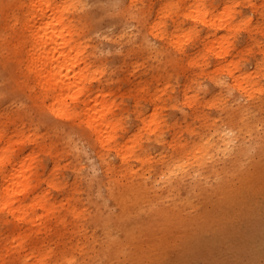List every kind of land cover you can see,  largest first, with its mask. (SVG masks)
I'll use <instances>...</instances> for the list:
<instances>
[{
	"label": "rangeland",
	"instance_id": "1",
	"mask_svg": "<svg viewBox=\"0 0 264 264\" xmlns=\"http://www.w3.org/2000/svg\"><path fill=\"white\" fill-rule=\"evenodd\" d=\"M62 1L70 6L64 15L74 34L87 47V75L94 78V86L101 82L114 103L119 118L116 141L140 133L139 118L149 119L153 114L158 122L155 132L143 131L138 142L137 153L141 149L149 163L141 164L137 156L128 159L127 166L138 173L136 179L144 173L153 180L164 165L161 162L171 155L168 146L176 141L179 147L197 140L199 133H209L207 127H201L204 122L214 120L219 128L224 127L221 109L228 96L214 87L211 78L231 83L222 72L228 63H237L233 72L244 76L243 81L256 83L260 92L244 102L249 106L250 122L260 124L257 128L264 132V0H202L216 24L218 13L230 6L227 28L207 27L189 17L197 0H136L134 7L139 10L133 7L135 18L125 12L127 6L130 10L129 0ZM221 37L226 43L206 47L207 42ZM141 38L146 40L143 45ZM147 42L154 48H146ZM222 46L227 53L217 57ZM160 48L166 53L163 57L157 52ZM15 90L10 89L6 97L7 92L0 88V148L9 142L16 149L21 138L33 133L39 137L37 145H22L20 157H32L30 165L38 172L39 190L48 193L47 203L56 210L37 222L32 220L42 213L39 208L29 211L24 221L0 213V264H23L24 260L35 264L39 253L52 257L46 264H65L63 257L75 260L74 264L84 258L90 264H104L100 253L117 244L123 247L110 254L108 264H264V151L255 147L254 137L250 139L254 151L243 163L246 167L228 178L221 189L211 192V187L206 188L208 196L195 199V210L183 221L180 215L169 217L167 226L162 221L149 222L141 230L136 228L130 240L112 228L116 243H107V231L89 220L95 193L106 198L101 186L106 174L98 156L84 135L76 132L72 137L78 139V151L73 152L62 140L72 127L65 131L55 128L58 120L37 112L26 94ZM104 154L112 166L107 172L123 170L113 150ZM106 201L112 211L118 210ZM74 208L78 216L72 214ZM17 234L25 239L24 252H15L17 242L11 243ZM8 244H12L11 251L5 249ZM30 252L34 256L25 258Z\"/></svg>",
	"mask_w": 264,
	"mask_h": 264
},
{
	"label": "bare ground",
	"instance_id": "2",
	"mask_svg": "<svg viewBox=\"0 0 264 264\" xmlns=\"http://www.w3.org/2000/svg\"><path fill=\"white\" fill-rule=\"evenodd\" d=\"M129 1L130 10L127 6L125 12L135 18L134 12L139 10L134 7L136 0ZM66 3L67 1L62 0H0V7L3 8L0 17V88L7 92L3 95L8 97V91L12 88L16 89L15 92H23L37 112L47 113L52 119L59 121L55 128H63L65 131L72 127L64 133L62 140L73 152L78 151V139H74L72 134L76 132L77 135H84L106 174V180L101 183L106 198L98 191L95 193V209L89 213V220L107 231V243H116L113 237L115 235L110 231L112 228L120 231L123 238L130 240L136 228L141 230L149 222L162 221L166 225L169 217L180 215L183 221L185 216L195 210L194 200L208 196L206 188L211 187V192L221 189L229 181L228 178L239 174L246 167L243 163L250 159V154L254 151L252 145L255 144L258 151H264V132L257 128L260 124L250 122L249 106L244 102L260 92L256 90V83H248L243 81L244 76L235 75L233 69L237 63L224 65L222 72L229 76L231 83L221 78H211L214 87L228 96V103L221 109L226 119L224 127L219 128L214 120L208 121L209 124L204 122L201 127H207L209 133H199L197 140L192 139L190 143L179 147H176V141L168 146L171 155L161 162L164 165L159 168V172V169L155 172L153 180H149L144 173L136 179L134 176L138 173L127 166L128 159L137 156L141 164L149 163L150 158L145 159L147 154L141 149V153H137L140 148L138 142L143 137V131L155 132L158 122L153 114L149 119L139 118L137 130L140 133L135 132L126 135L121 142L116 141L119 118L114 114V103L110 101V93L102 87L101 82L94 86V78L86 73L87 47L78 38V33L74 34L70 21L64 15L70 7ZM9 5L11 7L7 10ZM185 9L188 8L185 6ZM190 9L193 13L190 11L189 17L192 16L193 20L207 27L229 26L230 6L225 5L218 13L219 24H216L217 19L213 20L209 16L210 12L202 0L194 2ZM184 15L187 16L186 12ZM74 35L76 38L72 39ZM145 42V39H140L142 45ZM223 42L226 43V38L221 37L213 43L207 42L206 47L219 43L222 45ZM145 47L150 50L154 48L149 42ZM222 48L217 57H224L227 53V48ZM157 52L162 57L166 54L162 48ZM69 98L70 102L67 101ZM262 119L264 120V116ZM187 134H192V131H187ZM253 137L257 140L254 144L250 140ZM38 138L33 133L21 138L18 141L20 146L16 149H11L12 143L9 142L0 148V213L13 215L18 221H24L26 214L36 208L42 213L34 217L32 222L43 219L45 215H53L56 210L52 203H47L48 193L39 190L38 172L32 171L30 165L32 157H20L24 148L22 145H37ZM159 140L158 138L157 142ZM108 150H113L119 157V168L122 167L123 170L107 172L112 167L104 154ZM20 196L23 197L22 200ZM107 199L112 202V206L118 208L116 212L108 204L106 206ZM71 212L75 216L79 215L77 208ZM15 241L18 245L15 252L27 250L21 234L15 235L11 243ZM120 246L123 247V244L100 253L104 257V264H108L110 254ZM11 247L12 244H8L5 249L11 251ZM32 255L33 252H30L24 256L30 258ZM35 257V264H46L48 258H52L46 253H39ZM63 259L65 264L75 263V260ZM22 263L27 264L25 260ZM79 264L90 263L84 258Z\"/></svg>",
	"mask_w": 264,
	"mask_h": 264
}]
</instances>
